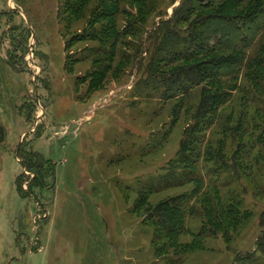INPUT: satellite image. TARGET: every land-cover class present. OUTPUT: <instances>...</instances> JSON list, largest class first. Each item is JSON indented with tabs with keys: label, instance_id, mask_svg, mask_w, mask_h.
Here are the masks:
<instances>
[{
	"label": "rangeland",
	"instance_id": "obj_1",
	"mask_svg": "<svg viewBox=\"0 0 264 264\" xmlns=\"http://www.w3.org/2000/svg\"><path fill=\"white\" fill-rule=\"evenodd\" d=\"M72 1L0 0V264H264V149L257 155L262 127L254 125L262 122L255 109H263L264 96L245 76L246 62L206 134L214 148L228 121L224 161H205L202 143L197 193H208L213 167L223 182L214 193L221 202L232 198L229 219L240 218L225 235L207 224L197 238L203 216L189 199L195 183L139 198L181 171L176 152L203 89L181 92L170 73L200 59L169 56L186 50L172 31L185 25L176 20L196 0H149L141 20L133 15L142 6L132 1L120 3L114 18L94 13L99 0L71 15ZM113 7L103 0L100 11ZM259 34L244 57L264 42ZM19 150L49 162L44 185L31 181ZM184 196L180 225L156 229L145 220L159 203L171 198L177 208Z\"/></svg>",
	"mask_w": 264,
	"mask_h": 264
},
{
	"label": "trees",
	"instance_id": "obj_2",
	"mask_svg": "<svg viewBox=\"0 0 264 264\" xmlns=\"http://www.w3.org/2000/svg\"><path fill=\"white\" fill-rule=\"evenodd\" d=\"M89 1L91 0H73L72 2H67V12L77 17L82 16L81 14ZM102 1L99 0L94 13H102L103 16L101 18H114L115 15L120 13V3L126 0H108L114 7L100 11ZM128 1L142 6L141 8H136V13L133 15L136 18V14L140 12L141 14L139 15L141 16L138 19L141 20L142 14L146 12L150 1ZM178 23L185 25L183 27L178 26L177 31H174V28L171 29H174L172 31L174 34L177 33L178 39H182L185 42L186 50H174L173 55L169 56V61L200 60L186 67L180 66L179 70L175 73L171 72L172 79L170 81L181 92H186L189 87H193L194 85H200L203 92L197 108L192 115V122L187 126L184 138L180 142L179 149L176 152L175 166L179 165L181 169L179 177L176 179H173L172 176L163 178L162 183L160 184L159 182L160 185L157 188H151L150 192H140L139 198L143 194L144 198H146L148 194L153 193L159 188L173 186L174 184L181 186L187 182L195 183V192H191L189 199L194 198L198 201L200 214L202 213L203 216V225L200 232L196 234V237L200 238L205 235L204 228L207 224L212 225L213 234L217 235L221 231L225 235L227 227H236L240 215H236L238 217L235 220H230L231 218L229 219L228 213L230 216L233 214L229 212L231 210L229 203L233 202L232 198H229L230 202L224 201V203L214 193L218 192L215 186L218 183L222 185L223 182L220 181V175H216V170L213 167L207 169L209 173L215 176V178H210L212 185L207 187L206 191L208 193H203L200 196L197 195L203 186V176L198 173L199 159L202 143L206 142L208 147L204 153V160H211L213 158L215 163L218 161L216 165H222L219 159L224 161L226 133L228 130H231V128L225 127L228 121L220 125L219 132L223 136L217 139V145L214 148H211L210 139H206V134L213 122L217 121L220 110L229 99L231 90L238 88L237 78L245 72L244 61L248 68L245 76L253 81V90L259 92L258 98L261 99V96H264V83L261 82V80H264V42L260 43L257 51L250 52L244 57V52L254 46L255 43L253 44V42L257 35L260 33V36L262 34L264 36V0H196L193 4L185 6L184 11L176 20V24ZM179 29H183L181 35ZM120 37V33H117L115 41L117 42ZM225 78L228 80H225ZM244 96L241 95V100L243 101L245 100ZM262 101L264 102V99ZM260 107L262 106H257L255 109V112L258 114L256 121L260 119L262 122L261 124L254 122L255 127H262L259 129L258 136H256V140L261 146L257 155L263 153L264 149V105L261 110ZM243 117L245 118V116ZM239 128L240 123L238 120L234 131H238ZM240 150L236 149L234 153L240 154ZM244 151L246 152V150ZM18 153L22 158L21 161L26 170H30L34 174L31 181H37V183L44 185L43 178H45L47 171L42 173L41 169L44 165L49 164V162L38 153L22 150H19ZM172 166L170 170L174 171V166ZM48 171L53 178L54 168L51 164ZM208 172L207 175L209 176ZM187 198L184 196L183 201L177 203V208L171 204V198L159 203L151 213H147L145 220L150 221V223L156 226V229L161 228L165 223L180 225L185 216H182L181 211H178V209ZM226 213L229 222H225L223 218ZM167 234L170 236L175 234V232L169 230ZM160 236L159 230H156L154 237L159 239ZM262 241L260 240L259 245H264Z\"/></svg>",
	"mask_w": 264,
	"mask_h": 264
},
{
	"label": "water",
	"instance_id": "obj_3",
	"mask_svg": "<svg viewBox=\"0 0 264 264\" xmlns=\"http://www.w3.org/2000/svg\"><path fill=\"white\" fill-rule=\"evenodd\" d=\"M4 138V134H3V128L0 127V141H2Z\"/></svg>",
	"mask_w": 264,
	"mask_h": 264
}]
</instances>
